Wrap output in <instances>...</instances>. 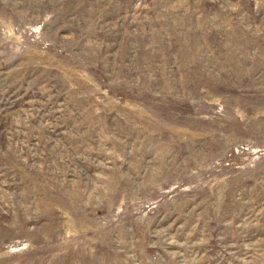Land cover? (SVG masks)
I'll return each instance as SVG.
<instances>
[{
	"label": "rangeland",
	"instance_id": "obj_1",
	"mask_svg": "<svg viewBox=\"0 0 264 264\" xmlns=\"http://www.w3.org/2000/svg\"><path fill=\"white\" fill-rule=\"evenodd\" d=\"M0 264H264V0H0Z\"/></svg>",
	"mask_w": 264,
	"mask_h": 264
}]
</instances>
